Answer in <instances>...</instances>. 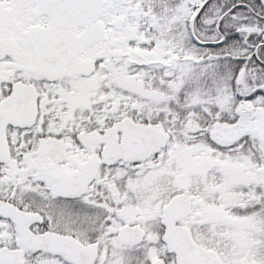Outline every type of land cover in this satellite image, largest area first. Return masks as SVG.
<instances>
[{
	"label": "snow or ice",
	"instance_id": "1",
	"mask_svg": "<svg viewBox=\"0 0 264 264\" xmlns=\"http://www.w3.org/2000/svg\"><path fill=\"white\" fill-rule=\"evenodd\" d=\"M0 264H264V0H0Z\"/></svg>",
	"mask_w": 264,
	"mask_h": 264
}]
</instances>
